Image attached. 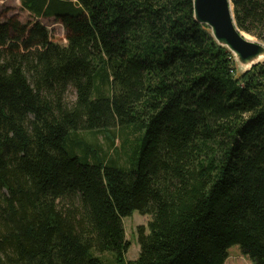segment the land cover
<instances>
[{"label":"trees","instance_id":"trees-1","mask_svg":"<svg viewBox=\"0 0 264 264\" xmlns=\"http://www.w3.org/2000/svg\"><path fill=\"white\" fill-rule=\"evenodd\" d=\"M20 1L35 18L0 21V264H225L235 244L264 264V61L238 73L193 0ZM232 1L264 39V0Z\"/></svg>","mask_w":264,"mask_h":264},{"label":"water","instance_id":"water-1","mask_svg":"<svg viewBox=\"0 0 264 264\" xmlns=\"http://www.w3.org/2000/svg\"><path fill=\"white\" fill-rule=\"evenodd\" d=\"M193 1L195 19L206 24L215 40L234 54L241 72L264 61V44L248 38L239 28L232 0Z\"/></svg>","mask_w":264,"mask_h":264},{"label":"rangeland","instance_id":"rangeland-1","mask_svg":"<svg viewBox=\"0 0 264 264\" xmlns=\"http://www.w3.org/2000/svg\"><path fill=\"white\" fill-rule=\"evenodd\" d=\"M9 17H18L22 22H28L35 18L34 15L29 13L22 7L20 0H0V21H5ZM41 20L49 28L52 39L60 44H66V31L63 25L57 22L54 18H41ZM248 34L252 39H255L264 44V39L260 40L256 36ZM237 64L238 73H241V69ZM76 98V93L71 89L68 93V100H74ZM102 140L103 137L99 135ZM120 141H116L119 145ZM152 219L151 215L141 214L138 210L134 211L132 215L124 217L123 222L126 229V237L130 241L131 245L126 254L127 260H135L138 258L140 253V243H139V228L149 229L148 223ZM225 264H253L251 259L246 256L239 244H235L229 248V257L227 258Z\"/></svg>","mask_w":264,"mask_h":264},{"label":"bare ground","instance_id":"bare-ground-1","mask_svg":"<svg viewBox=\"0 0 264 264\" xmlns=\"http://www.w3.org/2000/svg\"><path fill=\"white\" fill-rule=\"evenodd\" d=\"M245 35H246L248 38H251L248 34L245 33Z\"/></svg>","mask_w":264,"mask_h":264}]
</instances>
